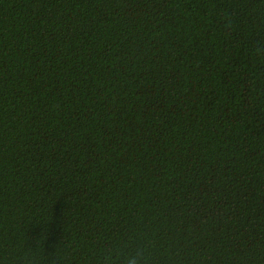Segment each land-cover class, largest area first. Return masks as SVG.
<instances>
[{"label": "trees", "instance_id": "1", "mask_svg": "<svg viewBox=\"0 0 264 264\" xmlns=\"http://www.w3.org/2000/svg\"><path fill=\"white\" fill-rule=\"evenodd\" d=\"M264 264V0H0V264Z\"/></svg>", "mask_w": 264, "mask_h": 264}, {"label": "clouds", "instance_id": "2", "mask_svg": "<svg viewBox=\"0 0 264 264\" xmlns=\"http://www.w3.org/2000/svg\"><path fill=\"white\" fill-rule=\"evenodd\" d=\"M129 264H135V261H134V260H132V261H130V262H129Z\"/></svg>", "mask_w": 264, "mask_h": 264}]
</instances>
